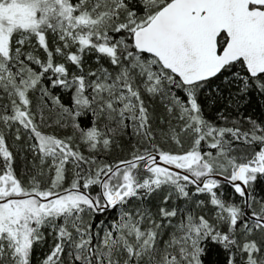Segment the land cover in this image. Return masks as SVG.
I'll list each match as a JSON object with an SVG mask.
<instances>
[{
    "label": "snow or ice",
    "instance_id": "6c2138e0",
    "mask_svg": "<svg viewBox=\"0 0 264 264\" xmlns=\"http://www.w3.org/2000/svg\"><path fill=\"white\" fill-rule=\"evenodd\" d=\"M0 264H264V0H0Z\"/></svg>",
    "mask_w": 264,
    "mask_h": 264
},
{
    "label": "trees",
    "instance_id": "16d2710c",
    "mask_svg": "<svg viewBox=\"0 0 264 264\" xmlns=\"http://www.w3.org/2000/svg\"><path fill=\"white\" fill-rule=\"evenodd\" d=\"M85 122H86V120H85Z\"/></svg>",
    "mask_w": 264,
    "mask_h": 264
}]
</instances>
